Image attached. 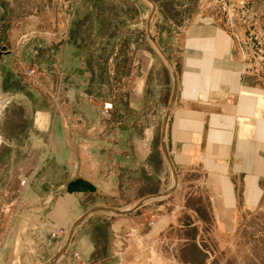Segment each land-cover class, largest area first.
Here are the masks:
<instances>
[{
	"label": "crops",
	"instance_id": "1",
	"mask_svg": "<svg viewBox=\"0 0 264 264\" xmlns=\"http://www.w3.org/2000/svg\"><path fill=\"white\" fill-rule=\"evenodd\" d=\"M220 16L196 12L168 45L176 80L167 73L169 114L158 148H152L153 116L139 123L134 153L126 152L132 136H107L111 121L101 129L94 120L74 118V137H68L59 122L44 116L39 130L48 132L49 142L34 158V175L22 181L26 188L18 199H7L5 215L0 208V222L7 219L0 264H72L74 252L82 264H212L208 241L232 239L240 211L259 206L264 179V83L243 70ZM143 96L129 105L141 115L148 103ZM114 160L124 174L133 170L142 176L135 179L136 200L119 210L125 213L118 219L111 211H95L112 207L109 198L101 202L97 196V179ZM161 160L177 184L165 187L161 179V187L156 182L146 192L142 172L158 181ZM70 228L71 238L50 236Z\"/></svg>",
	"mask_w": 264,
	"mask_h": 264
},
{
	"label": "rangeland",
	"instance_id": "2",
	"mask_svg": "<svg viewBox=\"0 0 264 264\" xmlns=\"http://www.w3.org/2000/svg\"><path fill=\"white\" fill-rule=\"evenodd\" d=\"M198 11L221 15L232 34L236 54L250 64L256 83L261 84L264 0H0V208L4 209L3 215L6 203L10 205L7 199H18L23 194L26 185L22 181L34 175L38 162L34 158L41 153L43 144L47 146L49 142L48 132L41 134L39 130L44 116L59 122L58 128L68 137H74V118L88 123L94 120L100 128L104 122L111 121L113 125L107 136L114 139L125 133L132 136L127 140L128 153H134L132 141L140 130L139 123L144 124L153 116L157 121L152 148L160 146L165 117L169 114L166 108L170 93L164 92L167 73L176 80L168 45ZM31 68L36 70L33 80L25 74ZM141 94L148 101L144 115L129 108L130 100L141 98ZM105 104L111 105V109L105 111ZM39 112H48L50 116ZM118 121L122 123L120 126L116 125ZM83 133L89 134L85 130ZM71 146L74 149V144ZM114 162L102 168L97 179V196L101 202L109 198L112 207H98L95 211H111V215L105 213L118 219L116 215L125 213L119 210L136 200L135 179L142 176H136L133 170L124 174L118 161ZM159 167L158 181L155 175L146 176L143 168L146 192L155 189L156 182L161 187V179L165 180V187L172 182L177 184L173 177L171 180L163 160L159 161ZM260 188L259 206L253 211H240L232 239L208 241L212 264H264V179ZM172 199L173 194L167 198ZM6 221L2 216L0 238ZM67 230L62 229L60 236L71 238L73 231L67 233ZM78 262L82 264L81 259H75L74 264Z\"/></svg>",
	"mask_w": 264,
	"mask_h": 264
},
{
	"label": "built area",
	"instance_id": "3",
	"mask_svg": "<svg viewBox=\"0 0 264 264\" xmlns=\"http://www.w3.org/2000/svg\"><path fill=\"white\" fill-rule=\"evenodd\" d=\"M242 58H243V60H244L243 70H244L245 72H247V73L250 72V73L252 74L253 72L251 71L252 68H251L250 64L246 63L244 57H242ZM261 60L264 62V58H262ZM25 74H26V76H27L28 78H30V79L33 80V79L36 77V70L33 69V68L28 69V70L25 71ZM261 82L264 83V78H261ZM110 109H111V105H108V104H105V105H104V110H105V111H108V110H110ZM150 224H152V222H151ZM61 233H62V229H55L54 231H52V233L50 234V236H52V237H54V236H59ZM72 258H73V263H72V264H74L75 259H76L77 261H79L80 256H79L78 253L75 252V253H73ZM76 264H79V262L76 263Z\"/></svg>",
	"mask_w": 264,
	"mask_h": 264
},
{
	"label": "water",
	"instance_id": "4",
	"mask_svg": "<svg viewBox=\"0 0 264 264\" xmlns=\"http://www.w3.org/2000/svg\"><path fill=\"white\" fill-rule=\"evenodd\" d=\"M167 119H168V117H165V122H164L163 131H162V136H164ZM72 230H73V228L70 229V231H72Z\"/></svg>",
	"mask_w": 264,
	"mask_h": 264
},
{
	"label": "bare ground",
	"instance_id": "5",
	"mask_svg": "<svg viewBox=\"0 0 264 264\" xmlns=\"http://www.w3.org/2000/svg\"><path fill=\"white\" fill-rule=\"evenodd\" d=\"M71 235V234H70ZM68 238H70V237H68Z\"/></svg>",
	"mask_w": 264,
	"mask_h": 264
}]
</instances>
